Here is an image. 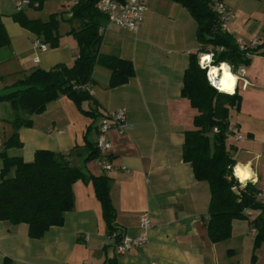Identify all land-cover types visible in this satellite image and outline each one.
<instances>
[{
    "label": "crops",
    "instance_id": "0c3cea01",
    "mask_svg": "<svg viewBox=\"0 0 264 264\" xmlns=\"http://www.w3.org/2000/svg\"><path fill=\"white\" fill-rule=\"evenodd\" d=\"M222 1L233 11L227 32L235 39L257 38L262 45L264 20L257 18L258 13L250 11L244 0ZM11 5L14 9V0ZM12 14H4L0 0V22L10 38L9 46L0 51V62L12 55L19 57L12 83L35 69L50 70L57 64L73 63L78 47L67 33L78 29L79 23L70 20V13L62 16L69 26L59 27V46L50 49L46 45L45 51L34 47L41 41L16 24ZM100 33V52L131 61L134 76L122 86L109 88L110 72L96 65L89 90L93 100L82 104V109L95 111V120L60 95L42 114L31 117V127L19 129L22 147L13 148L16 152H8L10 156L31 162L37 150L60 153L72 166L82 169L84 178L72 186L73 208L65 213L63 225L51 227L40 240L28 237L26 224L0 221V264H251L255 231L249 222L256 213L247 212L246 220H233L227 240L211 242L206 230L209 186L197 181L191 166L182 159L184 134L196 130L197 110L181 96L189 55L199 48L195 21L180 4L148 0L147 13L136 33L108 22ZM262 52L264 47L246 65L244 80L238 81L235 89L241 96L240 107L238 111L231 109L228 119L230 127L242 137H228L237 166L247 169L251 175L247 181L260 191L264 190ZM2 80L3 73L0 89ZM121 109L126 111L130 130L123 134L111 130L110 152L87 161L89 144L96 146L101 119ZM8 128L0 140V151L14 132L12 122ZM103 160L111 163V170L102 169ZM91 175L110 179L112 224L117 230L113 235L108 233L101 203L89 180ZM144 214L151 223L148 246L118 255L114 248L116 234L137 237ZM254 256V264H264V242Z\"/></svg>",
    "mask_w": 264,
    "mask_h": 264
},
{
    "label": "trees",
    "instance_id": "16d2710c",
    "mask_svg": "<svg viewBox=\"0 0 264 264\" xmlns=\"http://www.w3.org/2000/svg\"><path fill=\"white\" fill-rule=\"evenodd\" d=\"M45 1L48 0H30L28 8L40 9ZM171 1L187 9L195 21L199 43L198 50L189 55L183 74L181 96L197 110V115L194 117L196 130L184 134L182 159L191 166L194 178L209 186L206 230L211 242L227 240L231 236L233 220L248 219V211L256 213L249 222L255 231L251 260V264H254V252L264 242V202L257 199L261 191L254 184L247 182L242 186L233 176L237 162L231 152L233 146L227 144L229 112L231 109L239 110L241 96L237 91L227 94L211 87L206 70L198 63L200 54L211 52L212 66L229 65L235 72L240 65H248L250 60L237 48L235 38L221 29L214 3L222 0ZM97 2L78 0L70 9V20L79 23L78 29L67 33L75 38L78 47V55L70 66L57 64L50 70L35 69L12 85L15 90L0 96V100L9 102L16 113L24 115H17L12 121L14 132L0 151V221L13 225L26 224L28 237L33 240L43 238L51 227L63 225L65 213L73 208L72 186L84 178V173L81 168L72 166L65 155L49 150L35 151L31 162H25L21 156H10L8 150L22 147L19 129L31 127V117L42 114L47 105L60 95L95 120L98 117L95 111L82 109V104L93 100L89 90L96 65L110 72L109 88L122 86L134 76L131 61L100 52V29L108 20L97 10ZM11 18L51 49L59 46V21L55 14L46 22L27 18L24 10L15 12ZM9 44L10 38L0 22V51ZM262 47L264 43L257 47L254 54ZM91 127L92 124L88 130ZM214 128L217 129L216 133L213 132ZM100 155L96 146L89 144L86 160ZM89 180L101 203L108 233L113 235L117 230L112 224L114 209L109 197L110 179L91 175ZM121 239L122 235L116 234L115 243Z\"/></svg>",
    "mask_w": 264,
    "mask_h": 264
},
{
    "label": "built area",
    "instance_id": "2783aa9c",
    "mask_svg": "<svg viewBox=\"0 0 264 264\" xmlns=\"http://www.w3.org/2000/svg\"><path fill=\"white\" fill-rule=\"evenodd\" d=\"M71 3L77 4L78 0H70ZM30 6V0H14V9L16 12H20L25 8ZM97 10L107 17L108 23L115 26L126 29L132 33H136L142 26L145 14L148 10V0H98L96 5ZM214 11L219 17V22L221 29L227 31L229 21L233 17L232 9L227 6L223 1H216L214 3ZM235 44L237 48L244 53L245 58L250 60L254 56V51L260 45V41L257 38L244 40L241 38L235 39ZM35 48L41 51H45L47 46L42 42H36L34 44ZM221 50V49H220ZM207 57V60H203ZM199 57V66L206 70V78L211 87L219 91V89L213 84L210 79L209 69L212 66L213 54L209 52L207 56ZM38 62V59H35ZM229 66V65H228ZM246 65H240L235 72L229 66L231 73L237 78L236 85L233 93L235 92L238 81H243L246 73ZM220 92V91H219ZM224 93V92H222ZM231 93V94H233ZM228 94V93H227ZM115 129L118 133L123 134L130 130V126L126 121V111L124 109L117 110L110 114L105 115L99 125L97 130V140L96 148L101 155L106 156L111 150V141L109 139V132ZM229 135H233L235 139L240 140L242 137L237 133V131L231 127L228 129ZM213 132L216 133L217 129L214 128ZM62 133V132H60ZM101 167L103 170L109 171L112 169L111 163L108 161H102ZM233 176L237 179L240 185H245L248 181L241 182L234 173ZM258 200H264V190L260 192L257 197ZM151 228L150 219L147 214H144L140 218V234L137 237H122V239L115 245V252L118 255H123L134 248L147 247L148 246V231Z\"/></svg>",
    "mask_w": 264,
    "mask_h": 264
},
{
    "label": "rangeland",
    "instance_id": "374dc122",
    "mask_svg": "<svg viewBox=\"0 0 264 264\" xmlns=\"http://www.w3.org/2000/svg\"><path fill=\"white\" fill-rule=\"evenodd\" d=\"M246 1L249 10L255 11L258 13L257 18L264 20V0H244ZM73 6L70 0H48L43 3L40 9H36L34 7L26 8L24 11V15L29 19H39L43 22L48 21L49 17L53 14L57 16V20L59 21V27L61 29L68 27L65 21H62V16H67L70 13V9ZM3 10L4 14L10 15L15 13L11 0H3ZM65 23V24H64ZM74 25V24H72ZM60 28L58 30H60ZM49 47V46H48ZM50 48V47H49ZM51 49V48H50ZM19 57L13 56L9 59L0 62V74L3 73L2 80V88L0 89V96L15 90V87H12L14 83L11 82L13 79V72L17 71L19 67ZM221 68V65L218 67ZM83 107L85 105H82ZM24 116L21 113H16L9 102L0 100V140H3L5 131L7 133L8 126L10 122H12L16 116ZM7 140V139H6ZM2 142V141H1ZM229 139L227 140V144H229ZM9 154L16 152L14 149L8 151ZM250 213H255L252 211H248V215Z\"/></svg>",
    "mask_w": 264,
    "mask_h": 264
},
{
    "label": "bare ground",
    "instance_id": "6f19581e",
    "mask_svg": "<svg viewBox=\"0 0 264 264\" xmlns=\"http://www.w3.org/2000/svg\"><path fill=\"white\" fill-rule=\"evenodd\" d=\"M204 56H207V55H202L201 57H204ZM207 59L205 57L203 58L204 61ZM209 71H210V79L213 81V84L219 89L220 92L233 93L237 78L235 77V75L233 73H231V71L229 70V66L224 65V64L221 65V68H216L214 66H211ZM226 77L233 78V80L229 81L230 83H233V87H232L231 91H226V90L222 91L221 90L220 82H221V80H224ZM239 169H240V171L238 172V166H237L234 173L236 174V177L238 179L239 178L242 179V180L239 179L241 182H245L251 178V175L249 174L247 169H245L241 166H239Z\"/></svg>",
    "mask_w": 264,
    "mask_h": 264
},
{
    "label": "clouds",
    "instance_id": "9594fccd",
    "mask_svg": "<svg viewBox=\"0 0 264 264\" xmlns=\"http://www.w3.org/2000/svg\"><path fill=\"white\" fill-rule=\"evenodd\" d=\"M207 59V57H205ZM233 80L231 77H226L224 80H221V90L222 91H231L233 87V83H230L229 81ZM240 171L239 166H238V172ZM246 174V173H245Z\"/></svg>",
    "mask_w": 264,
    "mask_h": 264
}]
</instances>
